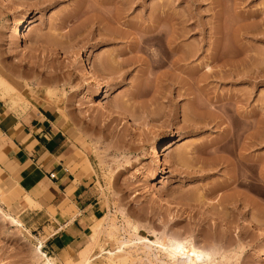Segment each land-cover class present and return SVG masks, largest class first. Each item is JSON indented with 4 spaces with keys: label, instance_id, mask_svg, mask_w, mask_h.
<instances>
[{
    "label": "rangeland",
    "instance_id": "rangeland-1",
    "mask_svg": "<svg viewBox=\"0 0 264 264\" xmlns=\"http://www.w3.org/2000/svg\"><path fill=\"white\" fill-rule=\"evenodd\" d=\"M23 2L33 25L19 44L7 18L14 26L24 17L0 0V75L15 89L4 95L15 105L24 100L14 97L18 91L61 102L88 141L101 195L97 218L76 246L58 253L46 246L43 250L57 256L58 264L69 263L89 243L90 227L104 226L92 253L97 256L96 264H106L107 254L100 253L99 246L106 250L117 246V240L106 233L114 222L119 227L117 236L132 238L138 246L141 239L135 233L161 241L189 234L200 248L218 245L214 264H264V258L260 259L264 238L255 227L246 225L248 219H255L264 230V178L260 179L261 169L254 165L264 159V0H218V4L212 0ZM70 13L73 16L67 19ZM117 14L119 22L115 21ZM153 26L163 29L164 35L183 29L184 45L195 44L200 51L181 67L171 61L149 66L145 50L131 48ZM232 26L242 38L235 48L228 41L237 33ZM218 37L221 54L213 61ZM232 49L235 65L222 66L221 57L232 59ZM114 53H120L119 61L131 62L111 64ZM80 54L86 64L98 67L108 83L105 109L96 96L99 84L81 72ZM210 68L213 75L209 77ZM193 104L212 117L195 115ZM169 130L176 138L162 144L159 163L152 156V146L167 138ZM220 146L223 150L214 153ZM180 154L184 156L179 158ZM214 155L227 160L211 170L204 161ZM242 155L249 161L244 163ZM234 175L237 179L229 185ZM1 192L0 187V207L21 218L24 226H15L0 213V264H45L35 247L56 229L45 227L37 217L28 221L29 217L20 216L12 197ZM227 195L232 196V203L222 204L220 198ZM223 228L229 234L224 238L220 237ZM138 251L142 259L130 263L151 264L142 249Z\"/></svg>",
    "mask_w": 264,
    "mask_h": 264
},
{
    "label": "crops",
    "instance_id": "crops-1",
    "mask_svg": "<svg viewBox=\"0 0 264 264\" xmlns=\"http://www.w3.org/2000/svg\"><path fill=\"white\" fill-rule=\"evenodd\" d=\"M8 83L10 90L0 86V187L20 216L56 229L44 246L58 253L77 245L100 210L89 144L61 102L18 91L24 100L15 105L4 95L15 90ZM28 196L36 205H25Z\"/></svg>",
    "mask_w": 264,
    "mask_h": 264
},
{
    "label": "bare ground",
    "instance_id": "bare-ground-1",
    "mask_svg": "<svg viewBox=\"0 0 264 264\" xmlns=\"http://www.w3.org/2000/svg\"><path fill=\"white\" fill-rule=\"evenodd\" d=\"M118 1H120L122 4L129 2V0H118ZM3 2L6 5L14 6L15 9L18 12H21V15L24 17V19H23V21L21 23L16 24L14 26H13V20L11 18H9V17L7 18V24H10V26L13 27V38H14L15 42L20 44L26 38V35H25L26 32L28 30H30L32 28V25H33V20H32V16L30 14V11H29V9L26 8V5L24 4L23 0H3ZM212 2L216 3V4L220 3V2H218V0H212ZM163 7H165V5ZM74 13L75 12H73V14ZM73 14L70 13V15H66L67 19L72 17ZM75 14H77V13H75ZM217 14H219V13H217ZM93 15H92V17H93ZM117 15L118 16L116 18L115 17L114 18H115L116 22H119L121 19L119 17V14H117ZM97 19L98 18H96L95 20H97ZM235 27H237V26H235ZM153 28L154 29L151 28L152 30L148 31V34L146 32L147 35L146 34H144V35L142 34V36L138 40H136L135 43L133 42V45H132V48H131L132 51H137V52L140 51V50H145V52L148 55V65L153 67V68L160 67V66L164 65L165 63H167L169 61H171V63L173 62L172 63L173 65L175 64V65L179 66V65L182 64V62H186L187 60H189L192 57L194 58V56L198 53V51H200V47H197V46L194 47L195 44L192 47L191 46L188 47L189 45H184L183 42H184L185 35H184V32H181L183 29H181L179 33L177 31V33L175 32L174 34L172 32V33H168L169 35H167L166 33H165L166 35H164L163 32H165V31L163 29H162L163 31L162 30H158L157 26H153ZM240 28H241V26H240ZM233 30H234V27H233ZM234 31H236V30H234ZM236 32L237 33L233 32L232 37L231 36L229 37L231 39L228 40V41L232 42V48L236 44H242L241 43L242 42L241 41L242 38L240 37V34L238 33V30ZM239 32H240V30H239ZM241 34H242V32H241ZM243 34H244V32H243ZM219 40H220V38L215 43L217 47L214 50L215 51L214 54L212 53L213 55H212L211 58L213 59V61L214 60H218V53H220V49H221V47H219V44H220ZM30 44H32V43H30ZM151 47H152V49H151ZM224 51H225L224 49L221 50L223 55L225 53ZM235 52L232 49V59H229L227 57L225 58V56L221 57V59L224 58V59L221 60L222 61V63H221L222 66H226V65H228L231 62H232V65H235L234 64V60H233V57L235 56L234 55ZM176 53H178L179 55L176 56L173 61L170 60V58L173 57V55H175ZM118 54H120V53H118ZM118 54L114 53V54H112L110 56V63L111 64L117 63L118 66H119V64L121 65V63H122V65H123L127 61H128V63L131 62V61L126 60V59H124L122 61H119L118 59L120 58L119 57L120 55H118ZM228 56L230 57V55H228ZM77 58L79 59V61H78L79 62V66H80V68H82L81 70H83L81 72L84 75H86V77L90 78L91 81H95L96 83L99 84L96 96H97L101 106L104 107V109H105L104 102L108 98V94H109L108 83L103 79L104 77H102V75H100L101 73L99 72L97 66H95V65L89 66L88 64H86L83 61V57H82L81 54ZM131 60H133V59H131ZM179 67H181V66H179ZM211 68L209 69L210 70L209 72H206L207 74L205 73L209 77L213 75V69H211ZM190 73H193V71H190ZM0 86L10 90V85H9L8 81L2 75H0ZM137 92L139 93V89L136 91V93ZM136 93H134V94L132 93L133 96L136 95ZM195 104L197 106H200L197 103H195ZM197 106H195L194 104L192 106V108H193L192 111L194 112V114L197 115V116H200V117L201 116H205L206 111L205 110H201L200 107H197ZM110 113L112 114L113 118H116L117 115H116L115 111L111 110ZM206 114H208L207 115L208 117H209V115L211 116V112H210V114L208 112ZM129 119H132L134 122H137L135 120V118H129ZM227 134H229V132ZM167 135H168L167 138L163 139L164 138L163 137L161 139H158L157 141H155V143L152 146V150H151L152 156L159 163L161 162V159H160V148H161L162 144L163 143L164 144L165 143L171 144L172 141L176 138L172 130H169ZM221 149H222L221 146L220 147H216L214 149V153H216L217 151H220ZM180 155L181 156H179V158L180 157L182 158L184 156V155L182 156V154H180ZM241 158L244 159L243 160L244 163L249 161L243 155L241 156ZM223 159H225V161L227 160V158L225 156L221 160H223ZM221 160H220V158L218 159V157L216 158L215 155H214V157L211 156L210 158H208L207 161L205 160L206 162L204 161V163H206L208 165V168H210L211 170H214L216 168L217 164L219 163V161H221ZM254 165H255V167H260V169H261V171H260V174H261L260 177L261 178L260 179H263L264 178V159H261L260 162H258V161L254 162ZM201 168H203V167H201ZM3 177H4V172L0 168V181L2 180ZM240 177H242V179L246 178V176H240ZM235 179H237V177L235 175L231 176L229 178V180L227 181L228 184L229 185L232 184V181H234ZM4 192H1V193L3 194ZM230 195H232V194H230ZM230 195H227V196H224V197L220 198L222 204L228 205V203L229 204L232 203V196H230ZM253 202H254V200H253ZM24 203H25V205H27V204L29 205L30 204V206L31 205H33V206L36 205V202L33 199H31L29 196L27 198H25ZM0 213L4 216V218L9 219L10 223H13L15 226H17V227H23L24 226V222L18 216L7 212L2 207H0ZM126 223L128 225L129 221L127 220ZM259 223L260 222L258 220L256 222L255 219H253V221L248 219L246 225H247V227H249V226L255 227V229L257 230V235H259L260 238H264V230L262 228L258 227ZM100 225H102V224H100ZM100 225H97V227L100 226ZM108 227L109 228L107 229L106 233H107L109 238H111L113 240L115 239V241L117 240V244H114V245H117V246H115L113 249H107L106 250V248H104V247L100 248V246L98 245L99 249H100V253L101 252H105L107 254V256H106V258H107L106 264H129L130 262H133L134 259L141 260L142 257L140 256L139 251H138L140 249H142V252L146 255L149 263H151V264H154V262L156 264H214V262H215V259L213 258V256L217 252L216 251V249H217L216 247L218 245L217 244H213L212 247H210L209 249L200 248V247H198L196 245L195 238L192 235H189V234L186 235V236H181V235H177L176 234V235H172V236L167 237L166 241H161V240H158V239L157 240H152L150 238L143 237V236H140V235L138 236V234L135 233V235L137 236V239L138 238L141 239V240L139 239L140 242H141V245L138 246V244L136 243V240H133L132 238H129V237L126 238L127 236L126 237H124V236L119 237V235L117 236V231L119 230V227L114 222L111 225H109ZM90 228L92 229L91 230L92 232H91V235H90L91 238L88 239V240H90L89 243L87 244L86 247L82 248L79 251V255L77 256L76 259H73L72 261H70V259H69L70 262L66 263V264H96L94 261H95V258L97 256H95V254L92 253V249H93L94 245L99 242L100 235H101V233L105 232V229H104V226L102 228H96V226H92ZM133 228H134L133 230H135V229L137 230L136 226H134ZM226 229L221 230L220 237H223V238L226 237L227 234H228V230L229 231L231 230L229 228H228V230H226ZM130 230H132V229H130ZM133 238H134V236H133ZM134 239H136V238H134ZM213 239H215V237ZM105 244H106V242H105ZM43 246H44V240L40 239L38 244H36V247H35L36 255L40 254L41 257L44 258L45 264H58V261H59L58 257L57 256H53V255H49L45 250H43ZM98 246H97V248H98ZM263 258H264V251H263L260 259H263ZM63 264H65V263H63ZM130 264H132V263H130Z\"/></svg>",
    "mask_w": 264,
    "mask_h": 264
},
{
    "label": "built area",
    "instance_id": "built-area-1",
    "mask_svg": "<svg viewBox=\"0 0 264 264\" xmlns=\"http://www.w3.org/2000/svg\"><path fill=\"white\" fill-rule=\"evenodd\" d=\"M50 176L54 177V176H55V174H54V173H50Z\"/></svg>",
    "mask_w": 264,
    "mask_h": 264
}]
</instances>
